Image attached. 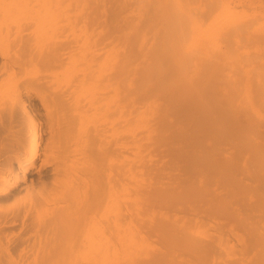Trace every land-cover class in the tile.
Instances as JSON below:
<instances>
[{
  "label": "bare ground",
  "instance_id": "1",
  "mask_svg": "<svg viewBox=\"0 0 264 264\" xmlns=\"http://www.w3.org/2000/svg\"><path fill=\"white\" fill-rule=\"evenodd\" d=\"M131 1L132 5L125 2L122 7V4L118 5L117 11L113 8L112 12L106 11L98 2L89 6V0H0V264H115V258L119 259L116 252L143 251L144 239L136 234L138 220L134 222L127 211L123 215L119 213L120 192L126 191L120 182L136 169L142 173L150 169L141 163L140 152H146L141 151L143 147L156 146L154 153V150L167 145L165 148L169 156L181 158L182 169L180 164L175 167L190 176L188 183L197 181L195 174L198 171L200 175L203 171L205 178L208 172H212L209 175L211 178L206 179L210 181L219 163H212L213 156L209 161L206 158L210 152L216 156V153L227 151L220 153L218 147L219 143L235 134L231 125L237 122L240 97L244 104L248 102L247 113L264 115V54H259V50L257 53L249 52L247 45L251 44V40L247 39L252 38L244 35L247 41L240 39L246 44L240 47L241 50L237 45L238 39H235L236 46L224 39V42H229L224 50L215 47L223 24L221 19H238L237 10L228 7L235 14L225 10L229 2L223 4V10V2L219 0L223 16L219 14V8L217 14L213 12L216 6L211 9L212 12L209 11V16L213 14L209 21L204 17V24L199 20L203 14L195 11L200 7L198 0H194L199 5L197 8H192L189 1L181 0ZM129 6L132 7L127 11L130 17L123 12ZM206 7L209 10L210 7ZM223 26L228 31V27ZM254 29H264V23H257ZM253 42L264 45V34L253 38ZM240 62L251 67L252 84L242 80L240 73L243 72L239 70L245 66L248 68V65H238L241 68L233 69ZM226 65L235 71L232 95L226 90L229 88L225 83ZM253 86H261V89L251 93L249 88ZM195 132L202 133L203 137L199 133L194 136ZM211 133L216 135L212 136L209 151L203 140ZM246 134L244 137L247 138ZM262 136L260 134L259 138ZM167 137L183 145L173 149L177 142L171 143V147ZM239 142L234 146H239ZM188 144L196 151L188 152ZM168 145L173 150L169 151ZM244 145L248 147L247 143ZM256 146L252 148L254 150L250 149L252 152L249 154L253 158L259 154L264 156V146ZM261 159L264 160V157ZM222 166L221 176L217 172L215 176L219 175L221 185L226 182L233 187L236 184V179L231 177L233 174L236 177L234 167ZM216 170L220 172L219 168ZM259 170L256 167L258 175ZM156 174L154 178L161 177ZM255 174L257 182L253 181L256 183L253 190L264 195V175ZM191 177H194V182ZM246 178L250 182V178ZM182 179L185 178L181 176L179 181ZM174 180L171 181L172 186ZM186 184L185 189L192 188L193 191L194 186ZM156 185L159 184L154 183L155 189ZM236 185L238 187L239 182ZM138 187L140 191L144 183L141 182ZM232 187L227 193L236 197L240 190L234 187V192L238 190L235 194ZM150 190L154 191L153 188ZM157 190L160 191L159 188ZM183 192L176 193L181 196ZM189 192L190 197L186 192L187 195H182L186 203L190 202L193 208L197 206H194L196 202H203L206 211L214 214L216 219H224L231 227L228 229L225 226L226 229L223 225L221 228L226 230L215 229L208 232V236L202 231L200 233L204 237L199 235L201 238L196 239L193 236L196 233L191 237L192 232H188L190 236L181 233V230L177 232L179 228L176 229L174 222L167 224L154 219L150 230L145 220L143 225H146L147 232L151 231L149 235L157 234L162 250H156L159 253L132 264H205L211 255L231 250L237 235L234 230L248 231L249 225L246 223V227L245 222L251 214H247V219L243 221L235 216L232 209L228 210L225 206L222 209L220 194L221 201L217 203H211L218 199L212 200L209 196L208 199L202 197L205 201L199 198L195 202L194 191L192 195ZM169 193L164 195L165 199L163 195L162 199L159 198L164 202L163 208L165 205L168 207L164 201L167 199L168 203L175 205L176 201L183 202L182 206L187 209L176 193L177 200L170 194L169 197L176 201H168ZM257 196L254 197L256 202L262 198ZM155 197L158 199L161 196L158 194ZM238 199L237 206L241 202ZM175 205L174 208L170 206L177 209ZM203 205L198 208L203 209ZM241 205L240 208L243 207ZM128 206L129 203L127 209L130 210L132 204L130 208ZM114 209V213L119 210L116 215H113ZM131 209L134 217V208ZM247 211H252V208ZM244 215L246 217V213ZM257 217L259 220V216L255 220ZM261 219L264 222V214ZM255 222L258 224V221ZM251 230H256V233L238 231L244 237L245 234L248 236L240 241L242 245L238 244L244 255L240 257L239 254V258L233 257L232 260L227 258L229 261H224L225 264H264V225ZM200 233L196 234L197 237Z\"/></svg>",
  "mask_w": 264,
  "mask_h": 264
},
{
  "label": "rangeland",
  "instance_id": "2",
  "mask_svg": "<svg viewBox=\"0 0 264 264\" xmlns=\"http://www.w3.org/2000/svg\"><path fill=\"white\" fill-rule=\"evenodd\" d=\"M90 1V3H89V6H92V5H94V2H98L99 3V6H100V4H101V7L103 6V8H105L106 9V11H111L113 8V10H115V11H117V9L119 8V6L118 5H120V4H122L120 7H122L123 6V3H127L128 2V4L127 5H129V2L131 3V5H132V1L131 0H124L122 3H121V1L122 0H89ZM120 1V2H119ZM185 1H189V3H190V6L192 7V5H193V7L192 8H194V6H195V8H197L199 5H200V7L199 8H197V9H195V11L197 12V13H199L200 12V14H203V18L201 17H199V20L200 21H202L204 24L206 23V21L208 20V18L211 16V17H213L212 15L213 14H211L210 16H209V11L212 9H215L214 7H216V9L213 11L214 13H218L219 12V14H220V10L223 8V6L225 5L224 3H228L229 4V6H227V8H225V10L226 9H228L229 10V12L231 11L230 9H232V10H237L236 11V16H237V20L236 21H231V20H227V19H221L222 20V23L223 24H225V26H227L228 28H227V30L228 31H226V28H224V26H223V24H222V26L220 27V29H221V32H219L218 34L220 35H218L219 37L217 38L218 39V41L216 42L215 41V47H222V49L224 50L225 48H224V46L226 45V44H228L227 43V41H230V43L232 44V45H234V46H236V43L235 42H237V41H235V39L237 40L238 39V41L239 42H237V45H238V47L240 48L241 46H243V44L245 43V41H247V40H251L250 42H251V44H249V45H247V50L249 51V52H256L257 53V51H258V53L260 54V53H262V54H264V50H262V49H264V45H261V44H256L255 42H253V38H255V37H257V36H260L261 34H264V33H261V32H264V29H262V30H260V31H255V29H254V25L256 26V24L257 23H264V18H262V17H264V0H222L221 1V3H222V7H221V9H220V7L219 6H221L220 5V1H219V4H218V1L217 0H208V1H210V2H208L207 0H198V4L196 3V1H194V0H181V2H185ZM211 1H212V5H211ZM200 2V3H199ZM205 4H203V3ZM213 2H214V5H213ZM105 4V5H104ZM113 4H115V5H113ZM195 4V5H194ZM224 4V5H223ZM246 4V5H245ZM112 5V7H110ZM126 5V6H127ZM230 5L232 6V7H234V8H232V7H230ZM247 5H249V7L247 6ZM197 6V7H196ZM202 6H204L203 7V9H201L202 8ZM206 6H209L210 8H209V10L207 9V7ZM100 7V8H101ZM135 7V5H133V8ZM225 7V6H224ZM230 9H229V8ZM251 7V8H250ZM252 7H254V9H252ZM108 8H110L109 10H108ZM130 8H132V7H127V10L126 11H123L124 13H125V16H128V17H130L131 15L128 13L129 12V10H130ZM218 8H219V11L217 12V10H218ZM237 8V9H236ZM244 8H245V11H244ZM113 10H112V12H113ZM125 10V9H124ZM201 10H203L202 12L203 13H201ZM208 10V11H207ZM212 10L210 11V12H212ZM223 10H224V8H223ZM222 10V11H223ZM248 10V11H247ZM256 10V11H255ZM128 11V12H127ZM199 11V12H198ZM205 11V12H204ZM222 11H221V17L223 16L222 14ZM239 11V12H238ZM252 11H254V12H252ZM121 13L122 15H121V17H123L124 16V13ZM207 12V18H206V16L204 15V13H206ZM234 13L235 14V12L234 11H231L230 13ZM238 12V13H237ZM261 16H259L257 13ZM239 13H240V16H239ZM252 13H254V14H252ZM129 14V15H128ZM215 14V15H216ZM218 14V15H219ZM256 14L258 15V16H256ZM199 15V14H198ZM219 15V16H220ZM253 15V16H252ZM217 16V15H216ZM204 17H205V19H206V21H204L205 19H204ZM210 17V18H211ZM209 18V19H210ZM242 19L244 20L243 22L245 23H243L242 22ZM252 19V20H251ZM220 20V21H221ZM209 21V20H208ZM249 24V25H248ZM244 25V26H243ZM230 26H232V27H230ZM238 26V27H237ZM251 26V27H250ZM252 27H253V29L254 30H252ZM225 29V30H223V29ZM233 28V29H232ZM237 28H238V30H237ZM219 29V30H220ZM235 30V31H234ZM252 30V31H251ZM224 32V34H223V32ZM225 31H226V33H225ZM238 32H239V34H240V36L241 37H239V34H238ZM249 34V35H248ZM227 35H229L228 36V38H227ZM233 35V36H232ZM246 38H252V39H247V40H245V37ZM231 36V37H230ZM249 36V37H248ZM254 36V37H253ZM230 38V39H229ZM234 38V39H233ZM243 38V40H245V41H240V39H242ZM222 39V40H221ZM224 39H228L227 41L225 40V42L223 41ZM234 40V41H233ZM223 41V42H222ZM232 41V42H231ZM242 42V43H241ZM253 42V43H252ZM239 43V44H238ZM240 45V46H239ZM244 45H246V44H244ZM256 45H258V49H255V46ZM240 50H241V48H240ZM211 56H213V54L211 53L210 54ZM257 55V54H256ZM246 64V63H245ZM245 64L244 63H241L240 62V64L238 63V64H236V66L234 65L233 66V69L235 70V68H237L238 69V67L239 66H241V67H243V65L245 66ZM239 65V66H238ZM246 65H248V64H246ZM229 67V68H228ZM241 67H239V68H241ZM226 70H225V72H226V77H225V83L227 84V86L229 87V88H226V90H227V92H229V94L232 92L231 91V86H232V84H233V82H234V73H235V71H232L233 69L231 68L230 69V66H228V65H226ZM245 68L248 70H245ZM249 68V69H248ZM248 68L245 66V67H243V69L241 68V69H239L240 70V72H243V73H240L242 76H243V78H242V80L243 81H245L244 79H246V84H247V82H248V84H249V82L251 83H253L254 81V77L252 76V75H250L249 74V71H250V69H251V67H249V65H248ZM243 70V71H242ZM245 71V72H244ZM247 71V72H246ZM239 72V71H238ZM230 73V74H229ZM244 73H248L247 74V76L246 75H243ZM229 74V75H228ZM245 77V78H244ZM248 77V78H247ZM252 78V79H250V78ZM233 79V80H232ZM247 79H248V81H247ZM239 80H240V78H239ZM241 80V82H243ZM230 83H229V82ZM251 83V84H252ZM256 83V82H255ZM255 83H254V85H255ZM230 85V86H229ZM241 87V86H240ZM261 86H258V87H256V86H253V87H251V88H249V89H251L250 91H251V93H256V92H258L259 90L258 89H261L260 88ZM255 88H257V89H255ZM233 93H231L230 95H232ZM252 98V97H251ZM250 98V99H251ZM242 101H244L243 99L241 100V97H240V100L238 101L240 104V111L237 113L238 115H237V122H235V124L233 123V125H231V130H232V133L234 134V135H232L231 137L233 138H231L230 137V139H228V140H225L224 142H222V143H219V147H218V151L221 153V151H223V150H227V151H223L222 153H223V156H221V154H217L216 153V156H214L215 155V153H213V155L211 154L212 152H210V154L208 155L209 157L208 158H206V161H209V158H211V156H213L212 157V160H213V158H214V160L212 161V163L213 164H217V163H219V165L215 168V172H217L220 176H221V174H222V170L220 169L221 168V166L224 164L225 165V167H234L233 168V173H235V176L236 177H234V174L233 175H231V177H233L234 179H236V180H234L235 181V183L237 184L238 182H239V188L237 187V185H236V187H235V185L232 187L231 185H229V184H227L226 182H223L222 183V185H221V183H220V179H219V175H217V176H215L217 173H215V172H213V176H212V178H213V180H210V179H208V180H210V181H207L206 179L207 178H211V177H209V175L211 176V174H212V172H208V176H207V178H205V176H206V174H204L203 173V171H201V173H202V175H200V172L198 171L195 175H197L196 177H197V181H196V179H195V181L197 182H195V183H192V182H190V183H192V185L194 186V188H193V191H194V196L196 197V199L197 200H195L194 198L192 199L193 200V202H194V200H195V202L196 201H198V200H200L201 199V201H205V197L208 199L209 197H211L212 198V200L213 199H218V201L216 200H213V201H215V202H213L212 200V202L211 203H217V202H219V200L221 201V199L223 198V199H225V201H223V199H222V201H221V204H222V209H224V206L225 207H227L228 208V210L229 209H232V212L235 214V216L237 217V218H239V219H243V221H245L246 219H247V214L249 215V214H251V216L250 217H252L253 218V216H254V221L252 220V218L251 219H247L246 220V222H245V225H246V227L249 225V227H247V228H251V229H254L255 230V228L257 229V228H259V226H262V225H264V222H261V215L262 214H264V209H262L261 207H264V206H262V205H264V201H261L262 199H264V195H261V193H258V192H256L255 193V189H254V187H255V185H256V183L254 184V182L253 181H255V176H256V172H257V176H262V175H264V171H262V170H264V169H261L262 167H264V166H261L260 164H264V162H262V163H260L261 161H264V160H262L261 158L262 157H264V156H261V154H259V155H257L256 157H254L253 158V156H252V154L250 155L249 153H251L252 151L250 150V149H252V148H255V146L256 145H261V146H264V136H262V135H264V125H262V124H264V115H261L260 114V116H259V114L256 116L255 114L254 115H252L251 113H247V111H246V106L248 105V102L246 103L245 102V104H244V102H242ZM251 101H253V98H252V100ZM245 108V109H244ZM262 112V111H261ZM262 113H264V112H262ZM256 116V117H255ZM252 118V119H251ZM244 119V120H243ZM248 121V122H247ZM240 123V124H239ZM262 123V124H261ZM237 126L236 128H234L233 126ZM242 125V126H241ZM247 126V127H246ZM244 127V128H243ZM249 127V128H248ZM246 128V129H245ZM253 128V129H252ZM239 129V130H238ZM237 130V131H236ZM244 130H249L248 132H249V134H248V132H244ZM253 130H255L256 132H258V133H256L255 131L254 132H252ZM236 131V132H235ZM215 132V131H214ZM239 132V133H238ZM253 134H256V135H253ZM199 132H195V133H193V135L194 136H198V135H196V134H198ZM237 133V134H236ZM247 135V138L246 137H244L245 136V134ZM259 136H258V135ZM260 134H261V136H262V138H259L260 137ZM216 135V134H215ZM215 135H214V133H211L210 134V136L208 137V138H205V139H207L206 141H205V139L203 140L205 143V146L207 145L208 147L206 148V149H208L209 151L211 150V139H213V137H215ZM199 136L201 137H203V134L202 133H199ZM213 136V137H212ZM169 137V136H168ZM168 137H167V142H168V144L170 143V146L172 145L171 143H173V144H175V142H177L176 144H177V146H176V144L173 146V149H176L177 147H181V145H183V143L181 142L180 143V141L178 142V140L177 141H174V140H169L170 139V137H169V139H168ZM193 137V136H192ZM192 137H191V139H192ZM195 137V138H196ZM200 137H198V139H202V138H200ZM211 137V138H210ZM234 137H235V139H234ZM189 138H190V136H189ZM195 138H193V139H195ZM237 138H239V139H237ZM250 138V139H249ZM259 139H261V140H259ZM251 140H253V141H251ZM195 141V140H194ZM230 143L231 141V143L229 144L228 142ZM238 141H240L239 142V146L238 145H236V147L234 146V144H238ZM244 141V142H243ZM167 142L165 143V144H167ZM237 142V143H236ZM248 144V147H249V149H248V147H247V145H244V144H246V143ZM250 142V143H249ZM259 142V143H258ZM226 143H228V144H226ZM241 143V144H240ZM256 143V144H255ZM164 144V145H165ZM220 144H221V147H222V149H221V147H220ZM245 146H243V145ZM251 144V146H249ZM179 145V146H178ZM190 145H192V143L190 144ZM189 144H188V148L186 149V150H189L188 152H190V151H196V148H190L189 146H190ZM193 145H194V147H196L195 146V144H194V142H193ZM193 145H192V147H193ZM253 145H254V147H253ZM161 146V145H160ZM159 146V147H160ZM163 146V145H162ZM166 147H167V145H165ZM165 146H163V147H161V148H158L159 150L157 151V149L156 150H154V153H153V148L155 149V147L156 146H153V145H149V146H147L146 148H145V146L143 147V149L141 150V151H146V152H140V154H141V157H142V159H141V163L143 164V165H145V166H148V168H150L149 169V171L147 172V171H143V173L142 172H140L139 170H134L133 172H132V175H126L124 178H123V180H122V182H120L122 185H124V187H125V189H126V191L124 190V191H122V192H120V195H121V200H120V202H119V206L121 207L119 210H117L116 209V212L114 213V211H115V209L112 211L114 214L113 215H116L117 214V212L119 211V213L121 212V214L123 213L124 214V212L125 211H127V213L129 214V216H130V218L132 219V220H134V222H135V220L137 219L138 221H136V223H137V228H136V234L138 235V236H140V237H142L143 239H144V242H145V248H144V250L143 251H138V250H136V251H134V252H119V254L116 252V255H118L119 256V259H117L118 257H116L115 258V260L117 261V262H115V264H132L133 262H136V260L137 261H139V260H145V259H148L150 256H152V254L154 255V254H157V253H159V252H156V250H162V243H161V241H159V239H157L158 238V236H157V234L156 233H154V230H153V235L152 234H150L149 235V233H151V231L150 232H147L148 231V229H150V228H152V223L153 222H155V220L154 219H156V221L157 220H161V221H166L165 223H167L168 224V222L169 223H172V224H174L175 226H176V229H178L177 230V232H180V230L182 231L181 233H183V234H186L187 233V235H189L190 233H188V232H192L190 235H191V237H193L194 236V238H196V239H200L201 237L199 236V235H203V233H205L204 235H209L208 234V232H212V231H214L215 229H219L220 231H222V230H226L227 228L229 229L230 227H231V225H227V222L224 220V219H221V218H217L216 219V216L214 215V214H211V212L210 211H206L207 209H205L206 208V206L205 205H203V202H201V204L199 203V205H200V207L203 205V209L202 208H198L199 207V205H198V203L196 202V204H194L192 201H191V203H193L194 204V206L195 205H197L196 207H191L192 205L190 204V202H185L184 201V198H183V196L182 195H185L187 192H189V190L191 191V189L189 188V186L191 185L190 183H188L187 182V179H190L189 177V175H187V174H185V172H184V170H182V173L180 172L181 171V167H182V165L181 164H183V162L181 163V161L182 160H179V159H181V158H174V157H172V156H169L170 154H168L167 153V148H165ZM169 145H168V150L170 151V150H173V149H170L171 147H170ZM232 146H234V148H232ZM242 146H243V148H242ZM247 147V148H246ZM257 147V146H256ZM259 147V146H258ZM190 148V149H189ZM210 148V149H209ZM241 148V149H240ZM192 149V150H191ZM245 149H246V151H245ZM257 149V148H256ZM259 149H260V147H259ZM262 149V148H261ZM236 150V151H235ZM237 150L238 151H240V152H237ZM243 150V151H242ZM252 150H254V149H252ZM156 151V152H155ZM217 151V150H216ZM227 152V153H226ZM167 154V155H166ZM229 154H231L233 157H231ZM218 155V156H217ZM219 155H220V157H222L223 158V160L224 161H221V158L219 157ZM243 155V156H242ZM262 155H264V153H262ZM144 156H146V157H144ZM155 156V157H154ZM169 156V157H168ZM252 156V157H251ZM219 157V158H218ZM231 157V158H230ZM169 158H171V159H169ZM173 158V159H172ZM227 158V159H226ZM177 159H178V161H177ZM183 159V158H182ZM217 159H219V161H221V162H218V160ZM260 159V160H259ZM154 160H156V163H155V161ZM172 161V163H171V161ZM175 160V161H174ZM253 160V161H252ZM143 161H145V162H143ZM148 163H147V162ZM154 161V162H153ZM160 161V162H159ZM211 161V160H210ZM214 161H215V163H214ZM228 161V162H227ZM136 162V161H135ZM158 162V163H157ZM169 162H170V165H169ZM179 162V163H178ZM260 164H259V163ZM147 163V164H146ZM176 163V165H174V164ZM209 164H212L211 162H208ZM222 165H221V164ZM229 163H231V164H229ZM154 164V165H153ZM156 164V165H155ZM173 164V165H172ZM179 164L181 165L180 167H179ZM235 164V165H234ZM256 164H258L259 166H256ZM168 165L171 167V169H168V168H170V167H168ZM172 165V166H171ZM221 165V166H220ZM223 165V166H224ZM227 165V166H226ZM233 165V166H232ZM151 166V167H150ZM153 166V167H152ZM175 166H177V167H179V168H181V169H179V168H174ZM220 166V167H219ZM222 166V167H223ZM177 169L176 171L173 169ZM197 167V166H196ZM256 167H257V170H259L260 172H259V174L260 175H258V171H256ZM258 167H261V168H258ZM153 168V169H152ZM219 168V171L221 172H218L216 169H218ZM237 169V171H235L236 169ZM253 168H255V170L253 169ZM152 169V170H151ZM159 170V171H155V170ZM235 169V170H234ZM238 169H240V170H238ZM244 169V170H243ZM154 170V171H153ZM178 170H180V171H178ZM253 170V171H252ZM171 171H174L172 174L174 175H171ZM261 171H262V173H261ZM159 173V175L161 176H159L160 178H154V174H156V173ZM178 172H180V173H178ZM184 172V173H183ZM205 172V171H204ZM245 172V173H244ZM254 174H253V173ZM150 173V174H149ZM242 173H243V175H242ZM152 174V175H151ZM184 174V175H183ZM254 175V177L252 176V175ZM147 175V176H146ZM157 175V174H156ZM155 175V176H156ZM176 175L177 176H179L180 175V177L178 178V177H176ZM172 176L174 177L173 179H172ZM181 176L182 177H184L185 179H186V181H185V179H182V181L180 180L179 181V179L181 178ZM187 178H186V177ZM189 176V177H188ZM148 179H147V178ZM158 177V176H157ZM175 177L176 178H178V179H176V181L174 180L175 179ZM195 177V178H196ZM246 177H248V178H250V182H248V180H247V178ZM253 177V178H252ZM154 178V179H153ZM171 178V179H170ZM218 180H217V179ZM230 177H228V179H229ZM153 179V180H152ZM157 179H159L158 181H157ZM191 179H192V177H191ZM193 179H194V177H193ZM193 179L191 180V181H193ZM222 179V178H221ZM251 179H252V182H251ZM149 180V181H148ZM172 180H174V182H173V186H172ZM184 180V181H183ZM207 181V183H206V181ZM225 180V179H224ZM230 180H232L231 178H230ZM262 180H264V179H262ZM147 181V182H146ZM155 181V182H154ZM162 181V182H161ZM189 181V180H188ZM226 181H227V178H226ZM137 182V183H136ZM141 182H143L144 183V187L141 189L140 188V191H139V184L141 183ZM158 183L159 185H156L155 187L158 189H160V191L159 190H157V189H155L154 188V183ZM161 182V183H160ZM178 182V183H177ZM179 182H185L184 184H186V182L189 184V186H188V188L189 189H185V185L184 184H180ZM194 182V181H193ZM214 182V183H213ZM218 182V183H217ZM231 182V181H230ZM255 182H257V181H255ZM136 183V184H135ZM162 183H165V184H162ZM168 183H169V186H168ZM220 183V184H219ZM224 183H226V184H224ZM229 183V182H228ZM262 183H264V181H262ZM147 184V185H146ZM149 184V185H148ZM152 184V185H151ZM170 184H171V187H175V188H171L170 187ZM177 184H179L180 185V187L177 185ZM188 184H186V185H188ZM196 184V185H195ZM224 184V185H223ZM234 184V182L232 183V185ZM165 185L167 186V187H165ZM177 185V186H176ZM190 186V187H193V186ZM227 185V186H226ZM137 186V187H136ZM159 186V187H158ZM230 186V187H229ZM176 187H179V188H181V189H185L184 190V192H183V194H181V196L180 195H178V193H182L181 192V189H177ZM184 187V188H183ZM233 188V192H234V187L236 188V189H238V190H240V191H238V190H236L234 193L235 194H237V195H235L234 193H232V195L234 194L236 197H234V196H232L231 197V195L229 194V193H227V192H230L231 190H230V188ZM147 188V189H146ZM153 188V190L155 191L156 190V192L155 193H153L154 191H152V190H150V189H152ZM187 188V187H186ZM177 189V190H176ZM242 189V190H241ZM254 189V190H253ZM144 190L146 191V192H144ZM150 190V191H149ZM135 193V196H134V194H133V192ZM136 191V192H135ZM174 191H176V192H178V193H176V195H177V198L178 197H180V201L181 200H183L185 203H184V206L185 207H187V209H184V207L182 206V204H183V202L181 203H179V201H176L177 200V198H176V196L173 194V192ZM193 191H191V192H193ZM202 192V194H201V192ZM238 191V192H237ZM139 192V193H138ZM149 192H151L152 194H150ZM170 192V193H169ZM186 192V193H185ZM191 192H189V193H191ZM237 192V193H236ZM240 192V193H239ZM129 193V194H128ZM137 193V194H136ZM144 193V194H143ZM149 193V194H148ZM157 193V194H156ZM167 193H169L168 195H167V197H169V195L170 196H172L173 198H176V200H172L171 199V197H169L168 198V201H170V200H172V203L173 202H175L176 203V205L173 203V204H171L170 202V205L171 206H173V208H174V205L176 206V208L177 209H173L170 205H169V203L167 202V199L166 200H164V201H166L165 203L166 204H168V207L165 205L164 206V208H163V203H162V201L161 200H159V198H161L162 199V197L165 195V194H167ZM198 193V194H197ZM227 193V194H226ZM252 193V194H251ZM140 194V195H139ZM154 194V195H153ZM158 194H160V196L161 197H158ZM188 194V193H187ZM186 194V195H187ZM193 193H191L190 195H192ZM222 196H220V195ZM230 196H229V195ZM249 194V195H248ZM256 194V195H255ZM262 194H264V193H262ZM142 195V198L144 199H142L140 196ZM163 195V196H162ZM212 195V196H211ZM219 195V196H218ZM228 195V196H227ZM255 195V196H254ZM258 195V196H257ZM155 196H157L158 197V199L155 197ZM188 196H189V194H188ZM188 196L187 197H185L187 200H191V198H189L188 199ZM207 196H209V197H207ZM218 196V198H216ZM224 196V197H223ZM262 197L261 199L259 198V201L258 202H256V199L254 198V197ZM155 197V198H154ZM166 197V198H167ZM190 197V196H189ZM191 197H193V196H191ZM202 197H204L203 198V200H202ZM220 197H221V199H220ZM238 197H239V199H238ZM153 198V199H152ZM200 198V199H199ZM232 198H234V199H232ZM133 199V200H132ZM155 199H157V200H159V203L157 202V200L155 201ZM164 199H165V196H164ZM179 199V198H178ZM237 199L238 200H241V202L239 203L240 205L242 204L243 205V207L242 208H240L239 206L240 205H238L237 206V204H238V201H237ZM248 200V201H245V200ZM139 201V202H138ZM153 201H155V203L153 204ZM161 201V202H160ZM235 201H237V203L235 202ZM245 201V202H244ZM251 201H252V203L254 204V208H253V204L251 203ZM255 201V202H254ZM158 204H157V203ZM178 202V203H177ZM243 202V203H242ZM260 202L262 203L261 205H260V207H259V204H260ZM126 203H127V205H128V203H129V205L131 206V204H132V207L131 208H134V211L135 212H133V213H135L134 214V217H133V215H132V210L133 209H131L130 208V206H128L129 208H130V210H128L127 209V205H126ZM141 203H143V204H141ZM247 203V204H246ZM251 203V204H250ZM121 204V205H120ZM160 204V205H159ZM248 206H246V205ZM151 205H153V206H151ZM178 205H179V207H178ZM190 205V206H189ZM241 205V206H242ZM138 206V207H137ZM142 206H143V208H142ZM156 206V207H155ZM172 208V210L171 211H169L171 208ZM204 206H205V208H204ZM244 206H246L245 207V210L243 209L244 208ZM251 206V207H250ZM257 206V207H256ZM154 207V208H153ZM165 207L168 209V208H170V209H165ZM250 207V208H249ZM247 208H249V209H247ZM252 208V211H247V210H250ZM123 209V210H122ZM126 209V210H125ZM233 209H236V210H234L233 211ZM177 211V210H180V211H177V212H175V211ZM186 210V211H185ZM188 210V211H187ZM260 210V211H259ZM123 211V212H122ZM183 211V212H182ZM185 211V212H184ZM236 211V212H235ZM257 211H259V212H257ZM111 212V213H112ZM141 212V213H140ZM143 212V213H142ZM145 212V213H144ZM148 212H150L149 214H148ZM249 212V213H248ZM251 212V213H250ZM140 213V214H139ZM246 213V217H245V214ZM120 214V215H121ZM122 214V215H123ZM145 214L146 215H149V217H147V216H145ZM112 215V214H111ZM112 215V216H113ZM121 215V216H122ZM136 215V216H135ZM151 215V216H150ZM157 216V218H156V216ZM243 216L245 217V218H243ZM256 216H259V220H257L258 219V217L256 218V220H255V217ZM133 217V218H132ZM137 217V218H136ZM113 217H111V219H112ZM161 218V219H160ZM141 220V221H140ZM147 221L148 222V224H146L147 225V227L148 226H150L147 230H146V225H143V222L144 221ZM248 221V222H247ZM255 221H258V224H256L257 222H255ZM174 222V223H173ZM145 223V222H144ZM248 225H247V224ZM249 223H251V224H249ZM255 223V225H253ZM224 225V227L226 226H228L226 229L223 227V229L221 228V226H223ZM146 227V228H145ZM204 229V230H203ZM249 229H248V231H249ZM250 229V231L249 232H251L252 230ZM151 230V229H150ZM242 230V232L244 233H249L248 231L246 232V231H244L243 229H241ZM241 230H238L239 232L241 231ZM203 231V233H200V232H202ZM236 233H237V235H236V237H234V239H233V242H232V247H231V250L229 251V252H221L220 254H214V255H211V257H209L208 258V260H207V262L205 263V264H225L224 263V261L225 262H228L229 260L228 259H234V258H239V254H240V257H241V255H244V254H242L243 252H240V249H241V247L240 246H238V244H240V245H242V243L241 242H243L244 241V238H247L248 236H246V234H245V237H244V235H243V233L241 232V233H239L237 230H234ZM145 234H144V233ZM253 233H256V230H255V232L254 231H252ZM252 232H251V234H252ZM140 233V234H139ZM143 233V234H142ZM193 233H200V234H198V237H197V235L195 234H193ZM192 234H193V236H192ZM155 235V236H154ZM189 235V236H190ZM156 237V238H155ZM202 237H204V236H202ZM235 240V241H234ZM237 241V242H236ZM241 241V242H240ZM147 242V243H146ZM154 243V244H153ZM237 243V244H236ZM238 249V250H237ZM145 250H146V252H145ZM150 250V251H149ZM235 252H236V254H235ZM238 255V256H237ZM121 256V257H120ZM232 256V257H231ZM182 257V256H181ZM185 257V256H184ZM183 257V258H184ZM234 257V258H233ZM133 258V259H132ZM143 258V259H142ZM228 258V259H227ZM226 259H227V261H226ZM178 260L179 261H181L182 260V258H178Z\"/></svg>",
  "mask_w": 264,
  "mask_h": 264
}]
</instances>
